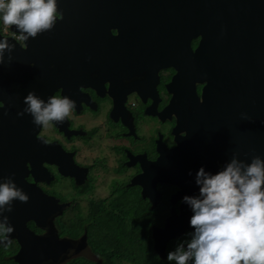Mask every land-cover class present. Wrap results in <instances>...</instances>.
<instances>
[{"label":"flooded vegetation","instance_id":"flooded-vegetation-1","mask_svg":"<svg viewBox=\"0 0 264 264\" xmlns=\"http://www.w3.org/2000/svg\"><path fill=\"white\" fill-rule=\"evenodd\" d=\"M152 2L58 0L62 17L54 27L23 43L15 39L19 34L15 26L3 34L0 24V35L15 45L11 60L6 51L0 65V177L15 173L18 187L39 190L42 197L29 203L37 218L40 214L44 229L32 221L27 227L36 235L69 241L60 264L77 259L102 263L89 245V227L99 232V220L129 219L125 209L132 206L143 207L152 250L168 264L167 252L191 231V211L180 201L198 191L195 172L201 166L216 172L233 153L246 160L243 151L212 145L177 148L188 134L193 140L199 137L196 130L205 120L210 138L229 129L227 124L250 92L224 89L232 78L209 62L203 79L196 73L189 77L187 89L200 100H188L180 108L171 104L177 71L164 68V60L173 58L180 42L160 29ZM260 9L263 1L247 14L248 22L257 27L264 26L263 20H257ZM250 30L245 33L253 38ZM199 43L200 38L189 43L194 57ZM211 43L210 39L205 59L213 55ZM239 46L242 56L254 51L252 43ZM236 81L243 89L250 80ZM32 90L45 99L67 95L76 107L63 123L37 128L30 115H17L25 107L22 93ZM204 113L207 117L201 116ZM186 119L192 124L182 125ZM120 205L125 212H120ZM70 220L78 223L77 238L67 233ZM1 246L9 250L5 259L17 264L19 242L12 238L10 245Z\"/></svg>","mask_w":264,"mask_h":264},{"label":"water","instance_id":"water-1","mask_svg":"<svg viewBox=\"0 0 264 264\" xmlns=\"http://www.w3.org/2000/svg\"><path fill=\"white\" fill-rule=\"evenodd\" d=\"M257 1L264 2V0ZM257 1L165 0L164 3H159V0H154L151 3V5H155L152 12L158 15L154 20L161 22L160 29H164L165 35L168 31L170 39L180 42L179 49L173 58L164 60V68L172 67L177 71V75L171 83L173 87L171 88L174 89L171 104L180 108L188 100H200L196 93L194 97V90L191 94L187 89L189 77L190 74L196 73L198 78L203 79L209 62L214 69L220 67L222 73L232 78V81L228 82L229 84L224 89L229 88L228 91H232V93L250 92V96L243 99V107L238 108L236 118L227 124L229 129L224 128L221 133L215 134L217 137L210 138L205 120L204 123H198L201 126V129L196 130L199 137L193 140L188 134L177 148L190 149L191 145H194L202 149L212 145L220 150L243 151L247 161H250L254 155L264 157V26L257 27L247 20L248 12L250 10L254 12ZM68 12L73 13L72 11ZM260 12V17L257 20L264 22V9H260ZM241 19L243 20L242 25L239 23ZM248 29L253 31V38H249V35L245 33ZM257 29L259 33L256 36ZM86 30L84 28V31ZM240 30H243L244 33ZM197 38H200V43L194 57L189 43L191 39ZM210 39L213 55L210 59H205V48ZM251 43L254 45V51L251 54L243 52L242 56L241 50L237 48L241 47L239 44H243V47L246 48ZM239 78L250 80L244 82L243 89L236 81ZM172 89L169 90L171 93ZM185 91L191 95V98L190 95H185ZM27 93L24 91L22 94L26 96ZM203 100L205 101L204 92ZM240 100H242V96L238 98V101ZM242 113H246L249 119H243ZM201 116L205 117L206 114ZM181 124L192 123L186 119ZM171 181L169 180V183ZM26 186L21 187L25 193L30 190L27 193L30 196L29 200L22 203L16 199L12 201L11 212H8L6 207L0 214L1 221L4 217L9 218L10 223L14 226L11 237L16 239L20 245V250L14 257V261L17 264H60L59 260L62 254L70 248L69 241L67 243L60 240L56 235L39 236L28 229L27 223L30 221L39 228L44 229V226L39 220L40 214L38 219L31 203H29L30 200L33 202L42 196L39 190ZM37 202L39 201L37 200Z\"/></svg>","mask_w":264,"mask_h":264},{"label":"clouds","instance_id":"clouds-1","mask_svg":"<svg viewBox=\"0 0 264 264\" xmlns=\"http://www.w3.org/2000/svg\"><path fill=\"white\" fill-rule=\"evenodd\" d=\"M61 17L58 0H0V24L15 26L19 33L15 39L22 43L52 29ZM14 47L0 35V65L5 63L6 51L11 60ZM23 103L25 107L17 115H30L37 128L63 123L76 107L67 95L45 99L34 90L24 96ZM241 116L249 119L246 113ZM14 175L0 177V211L7 205L11 212L16 199L22 203L29 200ZM188 175H193L191 170ZM194 182L198 191L180 201L191 211V231L167 252L168 264H264V157L254 155L247 161L233 153L216 172L199 167ZM13 230L9 218L4 217L0 221V244L12 243Z\"/></svg>","mask_w":264,"mask_h":264},{"label":"trees","instance_id":"trees-1","mask_svg":"<svg viewBox=\"0 0 264 264\" xmlns=\"http://www.w3.org/2000/svg\"><path fill=\"white\" fill-rule=\"evenodd\" d=\"M119 207L122 209L120 212L126 210L129 219L116 218L112 220L104 218L98 221L99 232H96L93 225L88 230L89 245L102 263L77 259L67 264H164L159 261L152 250L149 238L150 231L147 228L149 223L145 225L142 216L145 212L143 207L132 206L129 211L127 208L124 210L122 205ZM66 228H68V235L72 238H77L81 234L75 220H70ZM8 254V248L5 249L1 246L0 264H14L5 259Z\"/></svg>","mask_w":264,"mask_h":264},{"label":"built area","instance_id":"built-area-1","mask_svg":"<svg viewBox=\"0 0 264 264\" xmlns=\"http://www.w3.org/2000/svg\"><path fill=\"white\" fill-rule=\"evenodd\" d=\"M9 27H10V26H4V25L1 24V29H2L3 34H6V33L9 31V30H8Z\"/></svg>","mask_w":264,"mask_h":264},{"label":"rangeland","instance_id":"rangeland-1","mask_svg":"<svg viewBox=\"0 0 264 264\" xmlns=\"http://www.w3.org/2000/svg\"><path fill=\"white\" fill-rule=\"evenodd\" d=\"M57 191H58V192H60V191H61V189H60V185L57 187Z\"/></svg>","mask_w":264,"mask_h":264}]
</instances>
